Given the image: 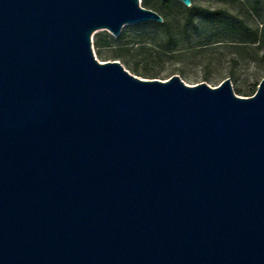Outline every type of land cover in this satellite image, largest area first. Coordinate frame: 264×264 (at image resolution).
<instances>
[{
    "label": "water",
    "instance_id": "1",
    "mask_svg": "<svg viewBox=\"0 0 264 264\" xmlns=\"http://www.w3.org/2000/svg\"><path fill=\"white\" fill-rule=\"evenodd\" d=\"M141 2L0 0V264H264V80L100 61Z\"/></svg>",
    "mask_w": 264,
    "mask_h": 264
},
{
    "label": "rangeland",
    "instance_id": "2",
    "mask_svg": "<svg viewBox=\"0 0 264 264\" xmlns=\"http://www.w3.org/2000/svg\"><path fill=\"white\" fill-rule=\"evenodd\" d=\"M176 1L166 16L172 35L156 29L149 21L127 24L118 36L108 29H98L92 35L95 56L100 61L119 60L131 73L147 79L166 80L178 74L187 84L207 82L218 86L230 78L237 95H253L264 80V40L237 42L235 27L202 17L187 25L180 6L183 3ZM192 2L225 12L232 20L241 19L254 30L264 28V0ZM110 36L113 39L107 45L106 39ZM97 39L102 41L100 46L96 44Z\"/></svg>",
    "mask_w": 264,
    "mask_h": 264
},
{
    "label": "trees",
    "instance_id": "3",
    "mask_svg": "<svg viewBox=\"0 0 264 264\" xmlns=\"http://www.w3.org/2000/svg\"><path fill=\"white\" fill-rule=\"evenodd\" d=\"M174 3H177V1L176 0H142L143 6L156 10L158 13L162 15L164 19L163 22L149 21L148 23L153 25L156 29H163L164 31L168 32V34L172 35L173 33L171 29L172 28L171 23L168 21V19H166L167 18L166 16L168 10L171 8V6ZM180 6L184 9L187 25L189 23H193L196 17H202L212 22L229 24L232 27H235L234 29L237 31L238 39H239L236 40L237 42L256 43V42H260L261 39L264 40V28L260 31L254 30L250 28L245 23V21L241 19L232 20L230 16L225 12H222L220 10H211L209 8L197 6L194 4H192L190 7H187L184 4H180ZM112 39L113 37L111 36L110 39H106L107 45H109L108 43H110V40ZM101 42H102L101 39H97L96 40L97 46H100Z\"/></svg>",
    "mask_w": 264,
    "mask_h": 264
}]
</instances>
